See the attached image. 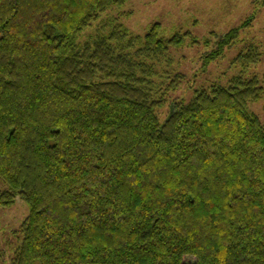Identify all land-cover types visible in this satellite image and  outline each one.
<instances>
[{
    "label": "trees",
    "instance_id": "16d2710c",
    "mask_svg": "<svg viewBox=\"0 0 264 264\" xmlns=\"http://www.w3.org/2000/svg\"><path fill=\"white\" fill-rule=\"evenodd\" d=\"M127 1L0 0V206H29L12 264H264V73L169 100L185 75L158 87L157 64L190 33L81 37Z\"/></svg>",
    "mask_w": 264,
    "mask_h": 264
},
{
    "label": "rangeland",
    "instance_id": "374dc122",
    "mask_svg": "<svg viewBox=\"0 0 264 264\" xmlns=\"http://www.w3.org/2000/svg\"><path fill=\"white\" fill-rule=\"evenodd\" d=\"M263 0H128L123 5L111 7L93 22L81 35L86 38L99 31L110 32L112 25H124L134 35H146L151 26L161 23L162 35L190 33L180 47H172L157 64L158 87L168 83L176 74L185 75L179 89L169 100H190L196 90L212 84L227 85L240 74L246 78L264 73V4ZM240 38L224 48L216 58L224 34L243 25ZM196 40V42H193ZM256 47L262 53L260 62L246 65L236 63V58ZM171 78V79H170ZM169 104L160 111L164 122ZM251 109L264 121V99L251 103ZM0 182V191L3 188ZM29 214V206L21 198L11 207L0 206V264H12L20 237L19 228Z\"/></svg>",
    "mask_w": 264,
    "mask_h": 264
}]
</instances>
